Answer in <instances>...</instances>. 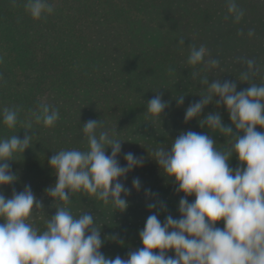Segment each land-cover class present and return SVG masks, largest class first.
<instances>
[{"label":"trees","instance_id":"1","mask_svg":"<svg viewBox=\"0 0 264 264\" xmlns=\"http://www.w3.org/2000/svg\"><path fill=\"white\" fill-rule=\"evenodd\" d=\"M50 3L54 5V13L34 20L25 11L24 0H16L15 5L11 0H0V56L3 57L0 73L4 76L0 82V108L19 109V122L14 129H8L0 118V138L33 135L32 146L23 154H16V160L7 162L18 175L17 182L0 186V191L11 197L13 190L21 192L25 185L31 186L43 204V210L34 209L31 222L35 228L44 231L47 219L55 215L58 206L45 192L57 180L48 158L62 149L85 150L87 146L83 124L73 126L70 138L59 144L49 140L32 117L33 112H39L41 103L53 108L46 99L59 97L63 102L72 103L75 97L82 98L86 107L93 108L90 119L101 120L124 140L118 156L121 165L124 144L130 138H142L144 130L152 136L151 149L159 144L170 148L171 141L181 132L193 131L211 135L217 147L226 150V137L212 133L207 127L201 128L198 119L185 122L184 116L188 105L200 99L198 94L203 87L199 77L194 79L192 73L208 76L209 83L217 79L212 77L216 68L202 70L203 64L187 63L193 46L204 45L210 57L217 59L219 43L227 45V51L256 61L260 71L254 82L264 83V36L256 31L258 43L247 42L240 34V21L236 22L228 12L227 0H50ZM177 3L184 8L186 20L158 41L150 42L145 29L148 17ZM237 4L244 10V16L261 18L264 12V0H237ZM181 40L184 43H179ZM156 95L169 102L160 119L146 111L147 102ZM179 95H184L181 106L174 99ZM58 111L65 119L66 111L63 108ZM217 111L223 122L231 126L223 105L217 107L210 103L200 118ZM29 121L32 128L25 130L24 125ZM71 122H74L72 117L66 123ZM256 130L264 131L259 127ZM106 154H111V148ZM229 164L232 168L239 165L235 155ZM136 177L124 184L131 189ZM138 178L142 189L132 190L124 212L115 211L111 204L105 205L85 192L71 196L68 207L74 215L90 211L97 217L101 238L105 240L101 252L108 257L126 259L129 252L141 248L139 231L147 217L158 211L147 207L153 201L146 198L144 189H151L159 196L162 190L145 182L143 177ZM177 194L175 198L172 193L166 194L171 201L164 215L159 212L162 222L169 214L179 218V200L184 194ZM154 199L159 200L158 196ZM188 199L191 202L195 197ZM216 226L223 228V222Z\"/></svg>","mask_w":264,"mask_h":264},{"label":"clouds","instance_id":"2","mask_svg":"<svg viewBox=\"0 0 264 264\" xmlns=\"http://www.w3.org/2000/svg\"><path fill=\"white\" fill-rule=\"evenodd\" d=\"M11 3L15 5L16 0ZM227 3L228 12L239 22L244 10L237 0ZM24 8L34 20L55 11L50 0H24ZM253 34L249 30L248 35ZM187 63L203 64L202 70L220 65L204 45L191 48ZM243 63L247 69L239 81L249 87L239 92L234 81L222 83L215 79L209 83L208 76L192 73L203 87L200 99L185 109V122L198 119L201 128L226 137V150H220L211 135L187 131L171 141L170 148L159 144L152 152L151 158L173 180L176 192L184 194L179 200V218L169 214L162 222L159 212L167 210L166 204L154 199L157 193L144 189L146 198L153 201L147 207L158 211L147 217L139 231L142 247L129 252L126 259L101 252L105 240L97 217L90 211L74 215L68 207L71 196L85 192L105 205L111 204L115 211H126L127 197L133 189L139 192L142 182L134 178L129 189L122 179L142 167L144 158L124 153L126 164L122 166L118 156L124 140L101 120H89L82 128L87 139L85 150L62 149L48 158L57 180L45 192L58 206L55 215L47 219L44 231L31 222L34 209L43 210V204L30 185L21 192L13 190L11 197L0 191V264H264V131L256 130L264 129V83L254 82L260 71L256 61L247 59ZM3 80L0 73V82ZM174 99L177 106L183 105L184 95ZM210 103L223 105L231 126L223 122L219 111L200 118ZM167 107L169 102L156 95L147 102L146 111L160 119ZM32 117L45 127H53L60 118L58 109L46 103H41L39 112H33ZM0 118L8 129H14L19 109L0 108ZM31 128V121L24 125L25 130ZM32 139L33 135L28 134L23 138L16 134L0 138V186L17 182L18 175L7 162L31 147ZM108 148L110 155L106 154ZM233 155L239 161L236 168L229 164ZM190 196L195 197L191 202ZM59 202H63L62 206ZM221 221L223 228L216 226ZM169 251L174 255H167Z\"/></svg>","mask_w":264,"mask_h":264},{"label":"rangeland","instance_id":"3","mask_svg":"<svg viewBox=\"0 0 264 264\" xmlns=\"http://www.w3.org/2000/svg\"><path fill=\"white\" fill-rule=\"evenodd\" d=\"M154 12L153 17H148V23L145 26L146 36L151 39L150 42L158 41L160 36L172 30V28L182 25L187 18V14L180 3H177V5L173 7L163 8ZM260 15L261 18H251L250 16L245 15L239 23V27L242 30L240 34H243L242 36H244L247 42L251 44L258 43L259 39H257L256 36H264V12ZM249 30H252L254 33L252 36L248 35ZM256 31L259 32L258 35H256ZM226 47L227 45L221 43H219L217 47V59L220 61V65L215 69V73L212 74V77H217V79H220L222 83L224 81H234L237 85V91L239 92L246 89L249 85L246 82L239 81L241 73L247 69V66L243 63V61L249 58L245 55L238 54L237 52L227 51ZM48 100L49 104H51L53 108H63L66 111V118L63 119L59 113L60 118L53 127H45L42 123L38 124L40 129L46 132L50 141L56 142L57 144L63 142L64 140L70 138L73 126L82 125L91 120L90 117L93 108L88 105L86 107L83 99L80 97H75L72 103L63 102L59 97L52 100L46 99V102ZM71 117L74 122H71L72 124L69 125L66 122H69ZM141 137L142 138L139 140H133V138H130L124 144V148H126L124 153L132 152L138 157H143L144 164L142 167L135 168L129 172L127 178L122 179V182L124 183L135 176L143 177L145 182L152 186H158L162 190V194L160 196L158 195V198L167 206L168 202L171 201V197L168 198L166 194L172 193V195L174 194V198L179 195L176 192V185L173 180L163 174L162 169L155 162V160L151 158L154 149L149 147L152 139L150 132L148 130L142 131ZM125 164L126 161L124 160L122 166ZM161 212L164 215L165 211ZM167 255L172 256L174 255V252L169 251Z\"/></svg>","mask_w":264,"mask_h":264}]
</instances>
